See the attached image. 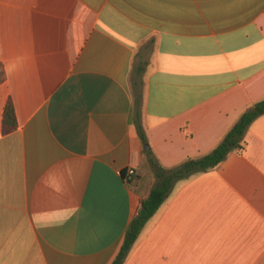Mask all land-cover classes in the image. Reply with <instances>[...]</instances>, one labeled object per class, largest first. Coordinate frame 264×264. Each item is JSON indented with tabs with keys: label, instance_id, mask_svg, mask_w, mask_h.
I'll list each match as a JSON object with an SVG mask.
<instances>
[{
	"label": "crops",
	"instance_id": "1",
	"mask_svg": "<svg viewBox=\"0 0 264 264\" xmlns=\"http://www.w3.org/2000/svg\"><path fill=\"white\" fill-rule=\"evenodd\" d=\"M262 99L264 0H0V264H110L148 158L210 152ZM244 141L173 186L122 264H264V114Z\"/></svg>",
	"mask_w": 264,
	"mask_h": 264
},
{
	"label": "trees",
	"instance_id": "2",
	"mask_svg": "<svg viewBox=\"0 0 264 264\" xmlns=\"http://www.w3.org/2000/svg\"><path fill=\"white\" fill-rule=\"evenodd\" d=\"M152 52L153 40H149L144 43L139 51L140 58L134 63L131 73V87L134 104L133 122L136 132L143 143H146V135L141 115L142 76L148 65V58ZM263 114L264 99L247 107L219 143L210 152L200 157L186 158L179 164L169 168L162 166L153 157H149L148 163L151 167L155 182L148 195L140 200L138 209L131 218L117 253L110 264H122L124 262L144 224L156 212L178 181L208 169H212L216 167L228 153L234 150H242L245 145L244 135L248 127L256 118ZM15 128L16 120L14 109L11 102L7 101L2 113L1 131L3 134H6L13 131Z\"/></svg>",
	"mask_w": 264,
	"mask_h": 264
},
{
	"label": "built area",
	"instance_id": "3",
	"mask_svg": "<svg viewBox=\"0 0 264 264\" xmlns=\"http://www.w3.org/2000/svg\"><path fill=\"white\" fill-rule=\"evenodd\" d=\"M134 175V171L133 169H128L127 173H126V177H125V180L127 182H129L132 178V176Z\"/></svg>",
	"mask_w": 264,
	"mask_h": 264
},
{
	"label": "water",
	"instance_id": "4",
	"mask_svg": "<svg viewBox=\"0 0 264 264\" xmlns=\"http://www.w3.org/2000/svg\"><path fill=\"white\" fill-rule=\"evenodd\" d=\"M145 149L148 150V146L147 145H145Z\"/></svg>",
	"mask_w": 264,
	"mask_h": 264
}]
</instances>
